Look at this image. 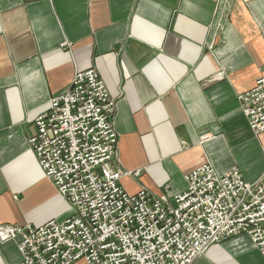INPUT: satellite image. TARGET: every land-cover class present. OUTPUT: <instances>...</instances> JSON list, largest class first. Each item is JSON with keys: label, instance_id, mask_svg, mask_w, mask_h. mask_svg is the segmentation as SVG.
Segmentation results:
<instances>
[{"label": "crops", "instance_id": "0c3cea01", "mask_svg": "<svg viewBox=\"0 0 264 264\" xmlns=\"http://www.w3.org/2000/svg\"><path fill=\"white\" fill-rule=\"evenodd\" d=\"M88 69L115 102L110 166L133 175L118 181L126 193L172 202L205 164L247 183L263 175L264 133L237 95L264 79V0H0V225L68 216L28 139L49 99ZM20 261L16 243L0 241V264ZM192 264L264 260L241 235Z\"/></svg>", "mask_w": 264, "mask_h": 264}, {"label": "built area", "instance_id": "2783aa9c", "mask_svg": "<svg viewBox=\"0 0 264 264\" xmlns=\"http://www.w3.org/2000/svg\"><path fill=\"white\" fill-rule=\"evenodd\" d=\"M256 135L264 133V79L237 95ZM115 102L93 69L75 72L33 121L28 145L68 206L63 221L35 227L0 225L20 264H192L210 247L247 236L264 260V173L253 183L235 167L191 171L186 190L168 202L146 190L128 194L110 164L118 137Z\"/></svg>", "mask_w": 264, "mask_h": 264}]
</instances>
